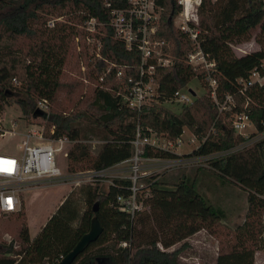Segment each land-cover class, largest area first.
<instances>
[{
    "label": "trees",
    "instance_id": "16d2710c",
    "mask_svg": "<svg viewBox=\"0 0 264 264\" xmlns=\"http://www.w3.org/2000/svg\"><path fill=\"white\" fill-rule=\"evenodd\" d=\"M155 1L163 7L156 36L169 42L173 59V64L156 68L162 99L194 77L201 78L203 71L186 61L190 38L173 23L179 8L176 2ZM197 12L201 48L216 62L213 75L218 81L217 96L222 99L226 92L235 93L236 105L231 110L219 112L209 91L181 104L178 110L162 101L141 109L124 104L116 93L117 67L111 66L102 80L99 76L108 67L105 59L126 64V71L134 73L140 53L127 49L114 37L108 7L101 0H0V111L12 102L28 118L32 117L38 98H46L49 103L55 101L63 65L78 37L84 74L94 82L92 91L82 108L65 111L56 104L50 105L44 120L46 135H66L75 140L66 154L68 171L105 168L129 158L138 126L142 131L151 128L170 138L189 128L199 144L188 155H205L234 146L244 137L231 125L229 117L233 111L245 110L259 128L264 120V85L248 89L253 101L244 107V97L237 93L236 82L237 77L247 76L264 58V0H201ZM62 15L66 19L55 21L52 27L46 25L48 17ZM89 15L102 22V57L89 55L86 48L80 24ZM257 25L261 32L257 37L260 48L236 55L232 41L248 39ZM52 125L54 131L50 132ZM94 138L101 142L80 141ZM143 154L177 155L149 147ZM207 161L216 174L246 191L244 220L232 229L223 223L224 209L213 205L198 190L196 178L182 174L169 185L150 177L140 187L142 208L134 214L120 209L116 200L118 194L129 193L131 181L115 178L106 189L94 183L82 185L79 188L85 204L82 209L71 189L32 239L20 199L16 210L19 245L15 249L11 241L2 243L0 264H40L43 259H47L46 264H56L89 229L93 216L103 231L72 264H180L181 246L175 245L201 229L210 234L226 230L215 264H254V253L262 246L264 138ZM95 203L97 209H93ZM122 241L127 244L121 245ZM171 246L175 247L169 249Z\"/></svg>",
    "mask_w": 264,
    "mask_h": 264
},
{
    "label": "built area",
    "instance_id": "2783aa9c",
    "mask_svg": "<svg viewBox=\"0 0 264 264\" xmlns=\"http://www.w3.org/2000/svg\"><path fill=\"white\" fill-rule=\"evenodd\" d=\"M107 7L109 13V25L113 29L114 37L122 41L129 50H137L140 53V63L135 67L134 73L126 71V64H116L108 61V67L99 80L110 69L116 66L115 76L119 81L116 93L120 96L121 101L128 107L141 109L144 105H150L157 102L177 103L179 105L190 103L195 96L199 94L193 87H187V84L176 88L169 97L159 98L160 84L156 79V68L159 66H169L173 64L172 56L169 52V42L164 38L156 36L158 25L161 19L163 7L156 3L155 0H101ZM178 5V11L173 18L174 25L185 32L190 38V49L186 53V61L195 69L203 71L201 78L206 91L218 107L219 112L231 110L236 105L235 93L226 92L223 98L217 96L218 81L213 75L216 62L209 54L205 52L200 45L198 26V6L201 0H174ZM62 20V16H50L46 20V25L54 26L55 21ZM101 21L94 15L86 17L80 27L84 30V38L87 44L88 54L91 56L102 57L100 53L101 38L100 34ZM264 34V32H263ZM78 44V37H75ZM252 44V41H247ZM257 43V42H256ZM258 49L260 44L258 43ZM244 50L241 47H238ZM84 72V63L81 65ZM86 82L88 79L83 77ZM237 93L244 97V107L253 99L248 94V89L253 85H264V58L261 59L247 76L236 78ZM193 91V92H192ZM49 101L46 98H38L35 108L48 112ZM42 121L45 117H37ZM229 120L236 133L241 134L244 139L239 143L225 150H218L205 155H189L179 157V151L176 147L182 143L181 134L176 138H170L165 133L157 132L151 128L142 131L138 126L136 134L132 140V155L119 161L112 166L89 169L87 171H72L65 173L63 165L58 161V153L64 148L63 157L66 160L68 147L75 140L66 135L58 137L48 136L45 134V124L30 122L24 125V131L20 139L21 150L19 153H8L0 151V213L7 214L16 211L20 205L19 192L25 187L33 185L36 182H73L75 185L87 180H102L108 175L109 169L128 161L129 175L127 179L131 181L130 191L128 194H118L116 197L119 208L134 214L142 208V201L139 199L140 177L146 173L144 165L146 160L154 164H163L166 168H173L180 163H194L202 159H209L224 153L239 150L247 147L259 139L264 138V120L261 121V127H257L250 119L245 110H236L231 113ZM13 123L16 121L12 120ZM253 128L250 130L248 126ZM50 132L54 131V126L50 127ZM183 132V131H182ZM5 133H14V124L6 128L1 120L0 111V136ZM198 140L192 133L188 141L190 143ZM101 142V140H94ZM198 142V141H197ZM199 144V143H198ZM196 144L194 147L198 146ZM146 147L155 150H166L174 152L177 155L171 157L145 156ZM83 177H86L83 179ZM261 236L264 247V214L262 218ZM126 241L121 245L125 246Z\"/></svg>",
    "mask_w": 264,
    "mask_h": 264
},
{
    "label": "rangeland",
    "instance_id": "374dc122",
    "mask_svg": "<svg viewBox=\"0 0 264 264\" xmlns=\"http://www.w3.org/2000/svg\"><path fill=\"white\" fill-rule=\"evenodd\" d=\"M63 17L66 19V15H62V18ZM260 36V27L257 25L251 29L250 37L248 39L233 40L231 47L234 53L236 55H242L249 51L255 50L258 44L257 37ZM250 40L252 41L251 45L247 43V41ZM238 47H241L244 50H241ZM79 50L80 48H78L77 44L74 45L73 43L60 75V89L56 94L55 101L49 103L48 110H50V105L53 104H56L57 107L65 111H71L75 108H82L85 99L90 95L94 82L89 80L85 82L83 80L85 74L82 71L81 65L84 63V57L82 54L80 55L78 52ZM188 86L193 87L198 94L204 93L206 91L203 81L196 77L187 83V87ZM166 106L173 110H178L180 108V105L177 103H166ZM13 119H15L14 121H16V123L12 122ZM1 120L6 128H9L14 124V133H5L0 136V151L8 153L20 152V139L22 137L25 124L27 125L30 122L45 124V121H42L40 118L24 117L21 114L19 107L12 102L9 105H5L1 110ZM252 128L253 127L251 125L248 126V129L251 130ZM191 135L192 132L190 129L185 127L181 134L183 141L179 146L176 147V151H179L180 153L179 157H183V155L189 156L188 153L194 148L196 144L199 143V140L190 143L188 139ZM94 140L97 139H80L82 142L91 144H94ZM71 145L72 144H70V146ZM64 148L65 146L58 153V161L61 165H63V169L67 174L71 172L67 170V162L63 157ZM150 161L151 160H146L145 162L146 164L144 165V169L146 173L140 177V183L145 184L150 177H156L162 179L165 183L170 185L171 183L175 182L182 174H185L189 178H196V186L198 190L204 193L213 205L223 207L225 211L223 223L226 224L230 229L238 225L233 223V217L236 218L235 222L240 221L241 214L243 213L242 205L244 201L247 202L246 191L237 184L224 180L222 177L216 174L210 168L207 159L204 158L199 162L194 163H180L173 168H166L163 164H154ZM118 166L119 167L115 166V168L112 167L109 169L108 175L102 180L96 179L93 182L84 180L77 185H75L73 182L50 183L40 181L34 183L33 185L31 184L20 191L19 196L24 202V219L29 238L32 239L37 234L38 230H40V228L45 224L48 217L63 201L62 200L58 204L61 197L68 193L71 189H73V197L78 200L82 209V207L85 206L79 189L82 185L94 183L98 184L103 189H106L108 184L111 183L115 178H126V176L130 173L129 162L125 161ZM87 170L89 169H79L76 170V172ZM85 178L86 177H83V179ZM239 214L240 217L237 218L236 216ZM18 222L19 217H17L16 211L7 214L0 213V245L2 243H8L11 241V243H13V247L15 249L18 248L19 240L16 234ZM225 231V229H222V233L219 234H210L206 231L207 235L210 237L209 238L205 234L206 239L210 241V244H214V247L206 246L207 249H211V251L207 250L206 255L202 253V249L205 248V246L203 245L202 234L198 232H195L185 240L177 243L175 246H181L180 254L182 253L187 257V259H181L179 255V262L183 264H196L198 260L203 261L201 260L204 259L203 257H206L205 259L208 261L213 260L211 254H213L214 250H218L220 241L224 243ZM46 261L47 259H43L40 264H46ZM254 264H264L263 240L262 246L254 253Z\"/></svg>",
    "mask_w": 264,
    "mask_h": 264
},
{
    "label": "water",
    "instance_id": "95a60500",
    "mask_svg": "<svg viewBox=\"0 0 264 264\" xmlns=\"http://www.w3.org/2000/svg\"><path fill=\"white\" fill-rule=\"evenodd\" d=\"M170 19V17H169ZM193 92V91H192ZM32 117H45V112L41 109L34 108ZM93 209H97V204L95 203ZM103 227L99 223L98 219L93 216L91 219L89 229L81 235L77 240L75 245L69 250L56 264H72L75 257L82 252L90 242L95 241L98 236L102 233Z\"/></svg>",
    "mask_w": 264,
    "mask_h": 264
},
{
    "label": "crops",
    "instance_id": "0c3cea01",
    "mask_svg": "<svg viewBox=\"0 0 264 264\" xmlns=\"http://www.w3.org/2000/svg\"><path fill=\"white\" fill-rule=\"evenodd\" d=\"M257 47H258V45H257ZM257 49V48H256ZM255 49V50H256ZM55 183H60V182H55ZM70 189V188H69ZM67 194V193H66ZM66 194H64L62 197H61V199H60V201L58 202V204L64 199V197H65V195ZM23 201V200H22ZM242 207H243V213L241 214V217H240V214L239 215H237L236 217L238 218V217H240V221H237V222H235V217H233L234 218V222L233 223H235V224H240L243 220H244V216H245V213H246V209H247V202H245L244 201V203H243V205H242ZM223 208V207H222ZM23 210H24V216H25V209H24V202H23ZM198 233H200V234H202V237H203V245L205 246V248H203L202 249V253H204V255H206V253H207V250H209V251H211V249L209 248V249H207V247L206 246H211V247H214V244H210L209 242L210 241H208L207 239H206V237H205V234L207 235V233H206V230L205 229H201V230H199V231H197ZM208 237H209V235H207ZM210 238V237H209ZM173 248V246L171 247V249ZM170 249V248H169ZM218 251V250H217ZM217 251L216 250H214V252H213V254H211V257H212V259L213 260H211V261H208V260H206L205 258L206 257H203L204 259H201V260H203V261H200V260H198L197 262H196V264H215V257H216V255H217ZM180 257H181V259H187V257L184 255V254H180ZM180 264H183V263H180Z\"/></svg>",
    "mask_w": 264,
    "mask_h": 264
}]
</instances>
